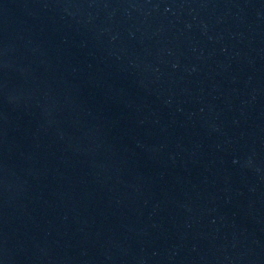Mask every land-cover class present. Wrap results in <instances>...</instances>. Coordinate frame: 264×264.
I'll use <instances>...</instances> for the list:
<instances>
[{
    "label": "water",
    "instance_id": "1",
    "mask_svg": "<svg viewBox=\"0 0 264 264\" xmlns=\"http://www.w3.org/2000/svg\"><path fill=\"white\" fill-rule=\"evenodd\" d=\"M0 264H264V0H0Z\"/></svg>",
    "mask_w": 264,
    "mask_h": 264
}]
</instances>
